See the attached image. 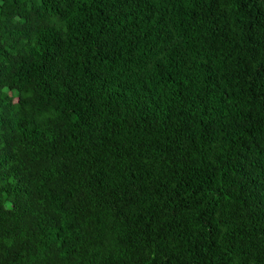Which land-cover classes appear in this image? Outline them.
Segmentation results:
<instances>
[{"label":"trees","instance_id":"obj_1","mask_svg":"<svg viewBox=\"0 0 264 264\" xmlns=\"http://www.w3.org/2000/svg\"><path fill=\"white\" fill-rule=\"evenodd\" d=\"M0 264H264V0H0Z\"/></svg>","mask_w":264,"mask_h":264}]
</instances>
